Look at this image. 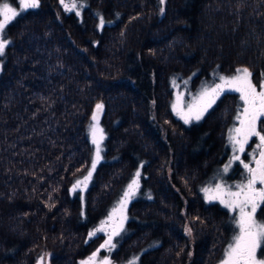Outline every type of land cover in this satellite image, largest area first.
<instances>
[{
    "label": "trees",
    "instance_id": "16d2710c",
    "mask_svg": "<svg viewBox=\"0 0 264 264\" xmlns=\"http://www.w3.org/2000/svg\"><path fill=\"white\" fill-rule=\"evenodd\" d=\"M77 3L79 16L60 0H40L6 27L0 264H36L44 254L47 264H81L103 241L89 232L137 170L141 185L112 260L216 264L230 217L198 188L227 160L238 94L224 93L200 121L185 124L172 111V79L190 77L196 86L244 67L259 85L264 0ZM98 103L104 158L87 188L72 191L91 166L88 128ZM182 211L194 230L192 258Z\"/></svg>",
    "mask_w": 264,
    "mask_h": 264
},
{
    "label": "snow or ice",
    "instance_id": "6c2138e0",
    "mask_svg": "<svg viewBox=\"0 0 264 264\" xmlns=\"http://www.w3.org/2000/svg\"><path fill=\"white\" fill-rule=\"evenodd\" d=\"M165 0H160L163 4ZM66 12L76 11L79 16L77 0H71V3H66V0H60ZM40 7V0H19V11L13 7L7 0H0V37L6 30V26L13 22L18 16L28 10H35ZM164 9L161 8V13ZM105 21L100 17L99 27H103ZM10 42L7 39L0 38V56H3L7 45ZM220 83L214 84L212 87L205 86L200 91L199 95L194 98L193 102L188 103L186 108L183 107V100L178 97L177 102L172 104V111L175 112L185 124H190L193 121H200L204 114L216 103V100L221 94L228 92H236L239 94V99L242 101L241 107L238 109L236 120L239 121V126L230 129L229 141L233 147V151L244 153L245 146L249 141L256 137L259 143L256 148L259 149L258 158L253 155L255 167L250 163H245L240 155L234 154L233 161H239L243 168L247 171V182L235 185L236 191L231 190V186L226 187L223 184L217 183L213 188L205 187L201 191L205 194V200L208 202L219 201L225 208L231 212L238 213L231 217L235 224V234L231 242L224 251L223 258L220 264H264V259L258 258L257 253L264 249V222L256 220V213L261 206H264V129L258 125L264 124V82L260 85V90H257L256 85L252 83L251 72L247 68H237L232 76H218ZM103 104L98 103L96 110L91 117L92 123L89 126V134L91 142L95 146V155L92 158L90 169L87 175L82 180H77L72 186V191L77 188H87L88 181L91 179L93 171L97 164L102 159L101 157V142L105 138L104 130L99 126V113L103 111ZM229 165H225L223 171L227 172ZM140 171L134 174V178L127 185L123 196L118 202V206L114 207L108 219L112 220L119 212L120 218L118 225L113 227L111 234L100 245L96 252H93L86 261L81 264H96L95 258L101 249L107 248L109 251L116 247L113 237H118L124 231L123 222L127 217L123 214L127 203L133 199L140 188L139 178ZM257 184L261 187L257 188ZM148 198L151 199L150 194ZM104 224L101 227L90 231L89 237H94L98 232L104 231ZM189 233L191 229H186ZM100 264H111L108 257H104ZM133 264V262H129Z\"/></svg>",
    "mask_w": 264,
    "mask_h": 264
},
{
    "label": "rangeland",
    "instance_id": "374dc122",
    "mask_svg": "<svg viewBox=\"0 0 264 264\" xmlns=\"http://www.w3.org/2000/svg\"><path fill=\"white\" fill-rule=\"evenodd\" d=\"M7 2H9L13 7H16L17 8V10L19 11V0H15V2H12V1H10V0H7ZM66 3H71V0H66ZM7 27V26H6ZM0 38H4V39H7L6 38V30H5V32L3 33V35H2V37H0ZM8 41H9V39H7ZM2 65H3V63H2V61H1V56H0V70H1V68H2ZM238 68H244V67H238ZM235 71L236 70H234L233 71V73H231V74H228V75H221V76H232V75H234L235 74ZM252 80V79H251ZM261 83L262 82H264V77L261 79V81H260ZM216 83H220V81H219V79L217 78V80L215 79V80H210V81H208L207 83H204V82H201V83H197L196 84V86L195 85H193V83H192V80H191V78L190 77H177V76H174V78L172 79V86H173V96H174V99H173V103H175V102H177V98L178 97H180L182 100H183V107H185L186 108V105L188 104V103H191V102H193V100H194V98H196L198 95H199V93H200V91L202 90V88H204L205 86H207V87H212V86H214V84H216ZM252 83L254 84V85H256V87H257V90L259 91L260 90V85H261V83L258 85V84H256L255 82H253V80H252ZM234 92V91H233ZM236 93V92H235ZM236 94H238V93H236ZM221 95H223V94H221ZM218 100V99H217ZM216 100V101H217ZM172 103V104H173ZM238 106H237V108H236V111H235V113H234V117H233V120H232V122H231V124H230V129H233L234 127H238L239 126V121H237L235 118H236V116H237V114H238V109L241 107V105H242V101H240V99H239V94H238ZM214 106V105H213ZM212 106V107H213ZM211 107V108H212ZM210 108V109H211ZM209 109V110H210ZM208 110V111H209ZM207 113V112H206ZM205 113V114H206ZM204 114V115H205ZM176 116L178 117V118H180L177 114H176ZM203 118V117H202ZM182 120V119H181ZM183 121V120H182ZM91 123H92V120L90 121ZM184 122V121H183ZM193 122H196V121H193ZM90 123V124H91ZM90 124H89V126H90ZM99 126L104 130V126H103V123H102V121H100V119H99ZM88 133H89V128H88ZM104 135H105V137H106V132H105V130H104ZM230 136V131H229V135H228V137ZM89 137H90V134H89ZM90 139H91V137H90ZM105 138L103 139V141L101 142V157H102V159L104 158V154H103V150H104V148H105ZM229 148H230V150H229V154H228V157L226 158L227 160L224 162V163H222L221 165H220V167H218V168H214L213 170H212V172H211V174H209L208 176H207V178H205L204 180H202V181H200V184H199V192L200 193H202V196H203V198L205 197V194L201 191V189H203V188H205V187H209V188H213L214 186H215V184H217V183H220V184H223V185H225L226 187H229V186H231V190L232 191H236L237 189L235 188V185H239V184H241V183H246L247 182V176H248V173H247V171L243 168V165L239 162V161H233L231 158H232V156L234 155V154H236V155H240V157H241V159L245 162V163H251V161H253V154H248V150L247 151H245L244 153H239L238 151L237 152H235L234 153V151H233V147H232V145H231V143H230V141H229ZM92 154H93V157H94V155H95V146L93 145V152H92ZM249 155V160H248V158H246L245 157V155ZM92 157V158H93ZM102 159L100 160V161H102ZM92 161V160H91ZM225 165H229V169H228V171L227 172H224L223 171V169H224V167H225ZM137 172V171H136ZM135 172V173H136ZM87 175V174H86ZM86 175H84V176H86ZM83 176V177H84ZM83 177H81L80 179H78V180H82L83 179ZM134 178V175L124 184V187L121 189V191H120V193L119 194H117V197L115 198V200H114V202H113V204L110 206V208L108 209V214L104 217V220L102 221V222H105V224H104V231H102L101 233H102V243L101 244H103L104 243V241L108 238V236L111 234V232H112V230H113V227L114 226H116V225H118V223H119V218H120V214H119V212L114 216V218L112 219V220H109L108 219V217H109V215L112 213V210H113V208L114 207H117L118 206V202H119V200L121 199V197L123 196V192L126 190V188H127V185L130 183V181L132 180ZM140 179H141V175H140V178H139V183H140ZM90 181V180H89ZM89 181H88V183H89ZM76 183V182H75ZM141 185V184H140ZM78 189H80V190H83V189H85L82 185H81V187H79ZM137 196V195H136ZM136 196L134 197V198H136ZM133 198V199H134ZM133 199H131L128 203H127V206H126V208L124 209V215L127 217V219L126 220H124V222H123V228L125 227V224H126V221L129 219V207H128V205L130 204V202L133 200ZM204 200H205V198H204ZM205 202H207V203H212V202H216V203H219L220 204V202L219 201H212V202H208V201H206L205 200ZM222 207H224L222 204H220ZM225 208V207H224ZM226 210L228 211V213H229V217H230V222H229V224H230V227H231V229H230V236H229V238H228V240L226 241V243H225V249L227 248V246H228V244L231 242V240H232V237H233V235L235 234V224H234V222L232 221V219H231V217L233 216V215H237L238 213H235V212H231L229 209H227L226 208ZM185 215V217H183V221H182V224H181V226H182V229H183V231L187 234V236L191 239L190 240V246H191V249H190V252H189V257L190 258H192V255H193V242H192V240H193V238H194V236H193V232H194V230H193V228H192V226L190 225V219H189V217H188V215H186V213L185 212H183L182 211V215ZM256 220L257 221H260V222H264V211L263 212H261L259 209L257 210V213H256ZM102 222L100 223V224H98L95 228H94V230L95 229H97V228H99V227H101V224H102ZM186 229H191V232L189 233L188 231H186ZM124 231H125V228H124ZM124 231L121 233V235L120 236H118V237H113V243L114 244H116V247H117V245H118V239L123 235V233H124ZM100 244V245H101ZM116 247L114 248V249H112L111 251H109L107 248H104V250H105V252H104V254L103 255H101V253H102V251H100L99 253H98V255H97V257L95 258V262H96V264H100V261L101 260H103V258L104 257H108L109 259H110V261H111V264H129V262L131 261V262H133V264H136L137 263V261H138V255H131V256H129L128 258H126V259H123V260H121V261H113L112 260V258H111V253H113V251L116 249ZM99 248H100V246H99ZM225 249H224V251H225ZM101 255V256H100ZM223 255H224V252H223V254H222V256H221V258H220V260L216 263V264H220V261H221V259L223 258ZM47 255L46 254H44L43 256H41L40 258H39V260H38V262L36 263V264H47V257H46ZM257 257L258 258H261V259H264V249H261L260 251H258V253H257ZM83 261H86V259H84Z\"/></svg>",
    "mask_w": 264,
    "mask_h": 264
},
{
    "label": "flooded vegetation",
    "instance_id": "af4514ba",
    "mask_svg": "<svg viewBox=\"0 0 264 264\" xmlns=\"http://www.w3.org/2000/svg\"><path fill=\"white\" fill-rule=\"evenodd\" d=\"M258 127L264 129V124H260V125H258ZM258 143H259L258 138L253 137V138L249 141V143L245 146V151L248 150V154L250 153V154L256 155V157L258 158L259 149L256 148V145H257ZM248 154L245 155V157L248 158V160H249L250 158H249V155H248ZM250 165H251L252 167H255V162H254V160L251 161ZM259 187H261V185L257 184V188H259ZM259 210H260L261 212H263V211H264V206H261V208H259ZM86 260H87V258H86Z\"/></svg>",
    "mask_w": 264,
    "mask_h": 264
},
{
    "label": "water",
    "instance_id": "95a60500",
    "mask_svg": "<svg viewBox=\"0 0 264 264\" xmlns=\"http://www.w3.org/2000/svg\"><path fill=\"white\" fill-rule=\"evenodd\" d=\"M95 110H96V107H95L94 111H95ZM101 113H102V112L99 113V116H100Z\"/></svg>",
    "mask_w": 264,
    "mask_h": 264
}]
</instances>
